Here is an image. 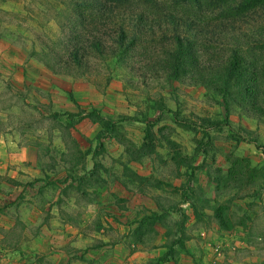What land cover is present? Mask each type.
<instances>
[{"label": "rangeland", "instance_id": "obj_1", "mask_svg": "<svg viewBox=\"0 0 264 264\" xmlns=\"http://www.w3.org/2000/svg\"><path fill=\"white\" fill-rule=\"evenodd\" d=\"M15 1L25 10L20 6L17 11L7 10V6L0 9L8 11L0 14L4 18L0 24L2 35L10 36L23 47L33 41L29 54L41 48L35 40L36 35L45 39L60 35L55 18L58 9H64L60 0ZM145 1L134 0L133 3L144 4ZM32 2L39 4L37 9L31 5ZM154 2L156 4L149 2L148 5L199 21H216L235 14L240 0ZM244 13L238 20L239 25L247 29L248 38L256 37L263 30L264 15L260 17L251 11ZM194 42L192 40V44ZM147 47L140 54L112 55L98 60L92 73H63L60 76L70 82L91 84L92 88L100 89L98 92L103 86L112 84L121 94L118 115L151 117L156 129L165 136L163 141H159V146L164 145L167 149L156 152L152 160L165 168L170 166V185L181 184L180 197L178 202L171 200L172 207L177 210L175 203L187 200L196 210L213 211V215L204 214L201 225L221 228L224 255L220 257L226 259V264H264V113L246 108L249 102L234 91L233 81L227 85L225 76L203 69L206 67L201 66L202 61L196 63L186 56V61L184 59L180 66H176L178 69L172 68L179 71V75L174 76L165 65L167 55L153 50L151 42ZM222 52L221 48L218 51L213 49L207 58L209 65L214 62L213 54L219 56ZM195 55L198 56L197 52ZM121 59L131 63L134 72L126 69ZM224 88L229 90V95L223 93ZM28 94L0 79V137L5 138L6 145L9 144L8 152L28 143L43 147L60 145L59 135H68V128L77 115L51 113L53 127L60 133L53 134L46 141L31 137L35 135V124H43L45 117L30 108L26 101V98H31ZM95 112L94 108L88 111L92 115H96ZM3 114L6 120H2ZM74 159L77 164L83 163L84 155L77 152ZM103 159L108 160L104 155ZM111 161L114 166L117 160L112 158ZM17 166L12 164V172L0 171V264H65L66 256L59 244L61 237L41 230L42 225L51 223L52 214L45 207L51 204L57 189L54 188L53 192L48 189L44 193L38 190L42 197L30 198L36 189L31 188L32 182L26 180L27 177H23H31L30 172L35 173L28 165L19 169ZM13 171L17 172L15 177L11 176ZM74 172L76 177H80V171ZM161 172L166 173V170L158 173ZM63 173L60 168L56 170L58 179L65 177ZM45 180L49 182L48 175ZM65 206L66 202H58L59 216L64 222ZM180 210V219L185 221L186 214L182 208Z\"/></svg>", "mask_w": 264, "mask_h": 264}, {"label": "crops", "instance_id": "obj_2", "mask_svg": "<svg viewBox=\"0 0 264 264\" xmlns=\"http://www.w3.org/2000/svg\"><path fill=\"white\" fill-rule=\"evenodd\" d=\"M17 4L0 0V9L7 6V10L17 11L20 6L25 10ZM31 5L37 9L39 4ZM3 21L0 18V24ZM30 48L31 42L23 47L0 33L1 81L28 92L30 108L45 117L43 124H35L31 137L46 141L60 133L53 127L51 113L77 115L68 135H59L58 146L28 143L8 152L9 144L1 136L0 171L12 172V164L19 165L17 169L28 165L35 178H23L36 189L30 198L57 189L45 207L52 214L51 223L42 225L41 230L61 237L65 264H226L220 257L224 255L221 228L201 225L204 214L213 215V211L196 210L187 200L175 203L177 210L172 207L171 200L178 202L180 197L181 184L170 185V166L152 160L156 152L167 150L159 146L165 136L154 120L141 114L118 115L121 94L112 84L98 92L100 89L91 84L67 81L31 56ZM91 108L96 109V115L88 113ZM2 120H6L5 114ZM77 152L84 155L83 163H76ZM47 153L49 156H44ZM112 158L117 160L114 166ZM59 168L65 176L61 180L56 175ZM160 170L166 173L159 174ZM74 171H80V177ZM15 174L13 171L11 176ZM59 201L66 202V222L59 216ZM180 208L185 221L180 219Z\"/></svg>", "mask_w": 264, "mask_h": 264}, {"label": "trees", "instance_id": "obj_3", "mask_svg": "<svg viewBox=\"0 0 264 264\" xmlns=\"http://www.w3.org/2000/svg\"><path fill=\"white\" fill-rule=\"evenodd\" d=\"M133 1L60 0L64 9H58L55 17L60 35L53 39L36 35L41 48L30 55L54 74H87L97 67L98 60L140 54L151 42L153 50L167 55L165 65L174 76L179 71L172 68L180 66L186 56L196 63L202 61L201 66L206 67L203 69L225 76L227 85L233 81L234 91L249 102L246 108L264 113V27L256 37L248 38L247 29L238 22L246 11L263 16L264 0H240L235 14L216 21L162 11L148 5L156 4L154 0L144 4ZM218 48L224 52L219 56L214 53V62L209 65L208 55ZM121 62L134 72L126 59ZM227 91L224 88L223 93L229 95Z\"/></svg>", "mask_w": 264, "mask_h": 264}]
</instances>
